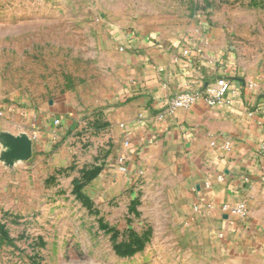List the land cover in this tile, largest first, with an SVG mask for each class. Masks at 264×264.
<instances>
[{"label": "rangeland", "instance_id": "rangeland-1", "mask_svg": "<svg viewBox=\"0 0 264 264\" xmlns=\"http://www.w3.org/2000/svg\"><path fill=\"white\" fill-rule=\"evenodd\" d=\"M205 23L234 63L264 61V0H0V264H236L182 226L162 189L111 194L68 147L4 157V132L33 144L22 114L100 88L112 33L180 40Z\"/></svg>", "mask_w": 264, "mask_h": 264}, {"label": "crops", "instance_id": "crops-1", "mask_svg": "<svg viewBox=\"0 0 264 264\" xmlns=\"http://www.w3.org/2000/svg\"><path fill=\"white\" fill-rule=\"evenodd\" d=\"M202 26L170 41L111 32L113 63L98 90L6 118L32 128L39 163L68 147L70 160L82 165L77 172H89L111 194L162 189L183 227L204 234L236 264H264V61L234 63L210 25ZM220 76L231 85L216 105L200 97L187 110L161 115L172 93L213 87ZM223 204H242L246 214Z\"/></svg>", "mask_w": 264, "mask_h": 264}, {"label": "built area", "instance_id": "built-area-1", "mask_svg": "<svg viewBox=\"0 0 264 264\" xmlns=\"http://www.w3.org/2000/svg\"><path fill=\"white\" fill-rule=\"evenodd\" d=\"M119 50H123L122 46L118 47ZM180 54L183 57H188L190 54L189 47H185L180 51ZM230 81L228 77L220 76L214 80V86L211 87L209 84L205 85L204 88H184L172 93L168 98L163 102L162 113L161 115H174L178 111H184L189 109L195 101L203 97L209 105H216L222 100V97L227 93L230 88ZM248 87H253V83L249 82ZM0 111V115H2ZM124 125L120 124L122 128ZM123 138V144L125 147H129V141L126 135ZM264 154V150H263ZM123 157H119V161H122ZM219 177V176H218ZM223 209L230 211L233 214H236L240 217L246 214L245 206L242 204H236L234 206H229L228 204H223ZM196 210L197 207L194 206Z\"/></svg>", "mask_w": 264, "mask_h": 264}, {"label": "water", "instance_id": "water-1", "mask_svg": "<svg viewBox=\"0 0 264 264\" xmlns=\"http://www.w3.org/2000/svg\"><path fill=\"white\" fill-rule=\"evenodd\" d=\"M5 139V146L7 150L4 152V157L8 162L13 159H26L29 158L32 152V144L30 138L24 133L12 135L9 132L3 133Z\"/></svg>", "mask_w": 264, "mask_h": 264}]
</instances>
